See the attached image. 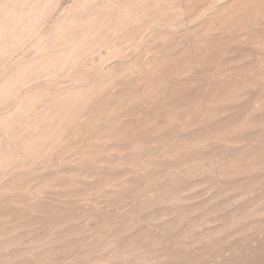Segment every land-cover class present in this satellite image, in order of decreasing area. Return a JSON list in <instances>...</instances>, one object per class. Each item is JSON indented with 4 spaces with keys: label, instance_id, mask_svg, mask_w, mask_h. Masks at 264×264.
<instances>
[{
    "label": "rangeland",
    "instance_id": "obj_1",
    "mask_svg": "<svg viewBox=\"0 0 264 264\" xmlns=\"http://www.w3.org/2000/svg\"><path fill=\"white\" fill-rule=\"evenodd\" d=\"M0 264H264V0H0Z\"/></svg>",
    "mask_w": 264,
    "mask_h": 264
},
{
    "label": "bare ground",
    "instance_id": "obj_2",
    "mask_svg": "<svg viewBox=\"0 0 264 264\" xmlns=\"http://www.w3.org/2000/svg\"><path fill=\"white\" fill-rule=\"evenodd\" d=\"M46 169H47V168H46ZM6 181H7V180H6ZM244 183H245V182H244ZM58 193H59V192H58ZM58 193H57V194H58ZM59 196H60V195H59ZM61 197H62V195H61ZM189 209H190V208H189ZM189 209H188V210H189ZM170 221H171V220H170ZM237 260H238V259H237Z\"/></svg>",
    "mask_w": 264,
    "mask_h": 264
}]
</instances>
